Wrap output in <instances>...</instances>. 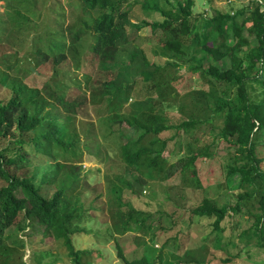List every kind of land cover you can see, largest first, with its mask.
<instances>
[{"label": "trees", "instance_id": "trees-1", "mask_svg": "<svg viewBox=\"0 0 264 264\" xmlns=\"http://www.w3.org/2000/svg\"><path fill=\"white\" fill-rule=\"evenodd\" d=\"M132 1L78 0L84 13L94 15L81 19L91 23L86 25L90 41L93 35L81 53L79 35L73 47L66 43L63 21L53 27L44 21L39 40L47 44L34 50V37L23 38L38 32L35 0H6L0 60L11 61L12 75L0 72V264H10L17 252L6 244V232L13 226L22 232L31 224L41 228L42 240L63 246L71 264H103L105 245L119 264H162L159 252L178 264H235L231 253L218 259L211 251L209 257L205 245L188 249V231L194 221L204 220L221 234L225 219L241 214L254 219L253 235L264 248V0L199 16L192 12L194 0H174L169 10L158 6L168 0H144L143 13L159 12L162 21L142 18L137 24L130 23ZM5 26H10L8 44ZM128 28L135 34L149 29L157 51L135 45ZM70 69L69 84L63 72ZM125 69L136 74L124 78ZM78 71L87 77L84 83L75 79ZM87 111L103 128L102 143L94 137V125L85 123L81 131L77 125L89 117ZM134 128L142 132L138 139L124 135V129ZM219 148L231 153L222 171L226 184L235 182L233 205L202 195L198 164L214 161ZM85 150L110 163L107 190L87 181ZM175 153L172 173L165 154ZM175 174L182 183L179 192L187 188L197 201L183 206L180 198L168 197L170 212H146L151 203L143 193L150 183L163 184ZM161 216L168 227L155 224ZM133 226L148 236L138 247L120 238L133 234ZM82 234L92 240L87 249L76 247ZM130 253L138 257L129 259Z\"/></svg>", "mask_w": 264, "mask_h": 264}, {"label": "rangeland", "instance_id": "rangeland-1", "mask_svg": "<svg viewBox=\"0 0 264 264\" xmlns=\"http://www.w3.org/2000/svg\"><path fill=\"white\" fill-rule=\"evenodd\" d=\"M207 1L208 0H194V6L192 9L194 16L203 15L205 13H208L210 15L212 9L220 10L223 12L231 11L232 9H240L243 6L247 5L250 0H211L210 5H207ZM143 2L144 0L132 1L133 8L131 11L132 19L130 23L137 24L139 19L142 18L148 21H162V17L159 12L152 11L146 12L144 14L141 10V4ZM168 2L169 3L165 1H159L158 6L162 10H169V5L171 3H174V0H168ZM6 5V0H0L1 21H4L3 19H6L5 13L8 11ZM34 8L36 9V12L38 14L37 20L39 21V23H37L35 27L36 29H38V32L34 33L33 31H30V33L26 34L23 38L24 41H27L28 37H34V50L39 47L43 48L47 44V40H39L40 36L45 33V26L43 24L44 21L50 22L47 23V26L52 24V27L55 21H63V33L65 36L66 43H68L69 46L71 45V47H73V43L75 42L74 36L79 35V44L81 46L79 47V50L81 53H83L84 50L87 49L89 43H93V35H91L90 41V37L87 36L89 34V31H87L86 28V25H89L91 23L90 21H81V19L86 16L88 17L89 15L90 17H93L94 15L92 13L88 15L84 13L79 7L78 0H35ZM9 28L10 26H5L1 29V31H4L3 43H9V34L5 32V30H8ZM148 30L149 29H142L138 32V34H135L134 32H131L133 31V28H128L127 34L135 45L141 47L145 51H149L150 49L151 53L152 51L153 53H155V51H157L156 49L158 48V46L153 41V39L149 37ZM14 32L15 30L11 31L12 34ZM149 56L151 57L150 54ZM30 60L34 63L42 62L40 57H30ZM70 61H72V59L71 57H68L65 65H69ZM1 62H4V60H0V72H5L6 75H12V70L8 69V67H10L11 65V61L9 60V62H4L5 65H3ZM105 70L106 67L104 70L98 73L97 78L100 79L104 77L106 73L103 71ZM125 72L126 69L123 73ZM75 73H77L75 79L77 81L80 80L82 81V83H84L87 77L84 76V74H82L80 71ZM135 74L136 72L133 69H129L125 73L124 78H132ZM72 77L73 72L71 71V69L64 70L63 78L65 79L66 83L70 84V80L72 79ZM24 82L26 83V79L24 80ZM185 89H187V86ZM126 108L127 107L124 106L123 110H125ZM90 113L89 117L87 116L83 120L78 119L77 125L80 131L85 129V123H90L91 125H94V137L102 143L103 128L96 120L95 113L93 111H91ZM182 114L187 116L188 112ZM123 133L125 136L133 140L138 139L142 134V132L136 128L128 130L124 129ZM171 148L172 147L169 146V153L171 151ZM218 152L219 154L214 161L202 162L198 164L200 176L203 178L205 183V187L203 190L204 192L202 193V195L204 194L206 197L215 201L218 205L224 203H230V205H233L236 199L235 195L233 194V187L235 182L226 184V182L224 181V172L222 171V166L224 167V164L227 162L231 153L224 154L222 148H219ZM83 153L84 154L82 158V171L84 174H86L87 181L89 183H100L102 185V189L104 187V189L107 190L108 181L106 180V177L104 175L109 166H111L110 163H100L99 160H96L95 158L93 159L86 150L83 151ZM165 156H168L169 159L167 164V166H169L168 171H175V165L178 159V157H176L177 154L171 157L169 156V154H165ZM174 171L172 173H174ZM177 177H179V175L175 174L170 181L164 182L163 184L159 182L150 183L148 189H146L143 193L144 200H149L151 203L149 207H145L147 208L146 212H151L155 216L158 212H170L173 209L171 207L173 204L171 202H168L169 199L171 201H174L175 199L179 200L180 198V202L183 206H189L197 201V194H193V196H191V193H187L189 189L186 188L183 193L179 192L182 183ZM234 179L236 180V178ZM206 180L209 182H207ZM140 203L142 202H139V204ZM253 221L254 219L251 218L248 214L227 217L222 223L223 232H221V234L213 233L211 230V226L207 225L204 220L194 221V224L188 231L190 237L187 242V248L197 250L201 247L199 246L201 244L205 245L208 249L209 257L211 251L213 254L216 255V258L222 259L223 255H225L226 252L231 253L237 257L235 264H263L264 248L259 247L258 241L260 240L257 236L253 235L254 231L251 228ZM169 223L170 222L168 221V219L165 217L163 218L162 216L158 217V219L155 221V224L162 225V227H168ZM131 233L133 234H127V236L124 235L120 238L127 237L128 243L132 244L133 247H138L148 240V236L144 232L139 231V229H136L134 226L133 232ZM6 236V244L9 245L11 248L17 249V252L15 253L14 258L10 264H71L67 256V251L63 246L49 238L42 240L41 228L37 225L33 226L31 224L29 228H25L22 232L19 230L18 226H13L6 232ZM19 241H22L24 243V247L22 249L20 248ZM91 242L92 240L90 236H88L87 234H82L79 235L76 239V247L87 249ZM226 243H228L229 245L228 248H226ZM150 247L151 246H149V248ZM100 249H102V251H105L104 256H106V260L102 261L103 264H119V261L116 258V252L112 250L110 246L105 245L104 247H100ZM41 254H48L47 257L49 258H45L46 260H41ZM150 255L152 257L156 256L157 249L153 247ZM158 256L162 259V264H178V259H175L173 257L171 258L166 252H159ZM174 256L177 257L176 255ZM136 257H138L137 253L128 254L129 259Z\"/></svg>", "mask_w": 264, "mask_h": 264}]
</instances>
